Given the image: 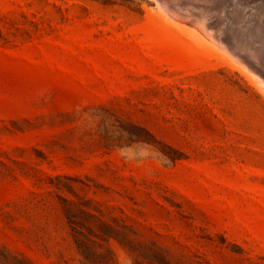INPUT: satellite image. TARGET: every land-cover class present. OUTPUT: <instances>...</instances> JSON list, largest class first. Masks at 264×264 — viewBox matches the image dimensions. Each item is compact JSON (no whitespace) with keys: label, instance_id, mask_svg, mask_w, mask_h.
I'll use <instances>...</instances> for the list:
<instances>
[{"label":"rangeland","instance_id":"obj_1","mask_svg":"<svg viewBox=\"0 0 264 264\" xmlns=\"http://www.w3.org/2000/svg\"><path fill=\"white\" fill-rule=\"evenodd\" d=\"M0 264H264V86L155 0H0Z\"/></svg>","mask_w":264,"mask_h":264},{"label":"bare ground","instance_id":"obj_2","mask_svg":"<svg viewBox=\"0 0 264 264\" xmlns=\"http://www.w3.org/2000/svg\"><path fill=\"white\" fill-rule=\"evenodd\" d=\"M156 1V4H157V6L162 10V11H164V12H166V14L172 19V20H176V21H180V22H184V23H186L188 26H192L196 31H198L201 35H202V37L206 40V41H209L210 43H213L214 44V46H216L219 50H221V51H223V52H225L227 55H229V56H231L238 64H240L245 70H247L250 74H252V76L253 77H255V78H257L259 81H260V83L264 86V71L259 67V66H262L263 68H264V58H262V57H264V50H262L263 51V54H262V52L261 51H259V53H260V55H259V53H257L256 51H253V48L254 47H252V46H254V44L252 45V43L250 42H245V43H249L248 45H252V46H249V48L247 47V46H244V45H239L238 43H239V41H237V39L238 38H236V41L235 40H231L232 42L230 43V42H228L227 43V41L225 42V40L223 39V37H222V35L219 33L220 31H222V27H219V25H218V29H212V28H210L209 27V25L207 26V25H205V23L203 22L205 19H207V15L205 16L206 18H203L204 20L203 21H199V19H198V21H195V19L194 18H192V17H189V15L183 10V8H181L180 6H178L177 4H174L173 2H171L170 0H155ZM192 1V0H191ZM194 1V0H193ZM204 1V0H203ZM208 1V0H207ZM214 1H216V0H214ZM228 1V0H227ZM226 1V2H227ZM230 1V0H229ZM231 1H233V2H235L234 0H231ZM230 1V2H231ZM261 1V0H260ZM175 2V1H174ZM186 2V1H185ZM190 2V1H189ZM194 2H197V1H194ZM201 2H202V0H201ZM211 2V1H210ZM253 2V1H252ZM262 2V1H261ZM188 3V2H187ZM197 3H199V2H197ZM203 3V2H202ZM205 3V2H204ZM203 3V4H204ZM209 4V1L208 2H206V4ZM218 3V2H217ZM216 3V4H217ZM236 3V5L238 6V3L237 2H235ZM243 3V2H242ZM194 4H196V3H194ZM200 4V3H199ZM211 4V3H210ZM212 4H213V2H212ZM215 4V5H216ZM232 4V3H231ZM240 4V3H239ZM247 4H248V2H247ZM262 4H263V2H262ZM261 4V5H262ZM182 5V4H181ZM198 5V4H197ZM196 5V6H197ZM232 5H234V4H232ZM195 6V5H194ZM201 6V5H200ZM204 6V5H203ZM223 6V5H222ZM237 6H234V7H237ZM255 6V5H254ZM263 6H264V4H263ZM233 7V8H234ZM251 7H252V5H251ZM261 7V6H260ZM198 8V7H197ZM203 8V7H202ZM202 8H200V9H202ZM206 8V7H205ZM238 8H239V6H238ZM237 8V9H238ZM242 8V7H241ZM241 8H240V11H239V13H242V10L244 9V8H242V10H241ZM254 7H252V9H250V11L251 10H254L253 9ZM187 9V8H186ZM195 9V8H194ZM199 9V8H198ZM197 9V10H198ZM227 9V8H226ZM196 10V11H197ZM203 10L204 9H202V10H200V11H202L203 12ZM205 10H207V9H205ZM212 10V9H211ZM214 10H216L215 8L212 10V12L214 11ZM218 10V9H217ZM187 11H188V9H187ZM208 11V10H207ZM210 11V10H209ZM208 11V12H209ZM224 11H226L225 9H224ZM238 11V10H237ZM256 11V10H255ZM259 11V10H258ZM261 11H263V9H262V7H261V10H260V12ZM202 12H200V13H202ZM233 12H234V9H233ZM233 12H231V14H233ZM214 13H215V11H214ZM214 13H209V15L210 14H213L214 15ZM228 13H230V12H228ZM251 13V12H250ZM254 13H256V12H254ZM259 12H257V14H258ZM206 14V13H205ZM249 14V13H248ZM201 15V14H200ZM219 15V14H218ZM229 15V14H228ZM235 15H236V13H235ZM238 15V14H237ZM252 15H254V14H252ZM262 15V14H261ZM261 15L258 17V18H260V20H261ZM199 16V15H198ZM234 16V15H233ZM233 16H230V17H228V18H233ZM244 16V15H243ZM249 16H251V14L249 15ZM255 17H256V14L254 15ZM199 17H201V16H199ZM211 16H209L208 17V19L210 18ZM220 17V16H219ZM226 17H227V15H226ZM225 17V18H226ZM254 17V18H255ZM198 18V17H197ZM213 18H214V16H213ZM218 18V17H217ZM223 18H224V16H223ZM222 18V19H223ZM224 18V19H225ZM252 18V17H251ZM254 18H253V20H254ZM257 18V19H258ZM264 18V17H263ZM201 19V18H200ZM216 19V18H215ZM221 19V17H220V20H222ZM223 19V20H224ZM234 19H235V17H234ZM237 19V18H236ZM238 19H241L240 17L238 18ZM244 19V18H243ZM246 19V18H245ZM212 20V17H211V19H210V21ZM219 20V21H220ZM226 20V19H225ZM225 20L223 21V23L225 22ZM259 20V19H258ZM259 20V21H260ZM263 20V19H262ZM213 21V20H212ZM217 21V20H216ZM237 21H239V20H237ZM250 21V20H249ZM208 22V21H207ZM229 22H230V20H229ZM234 22V21H233ZM236 22V21H235ZM248 22V21H247ZM258 22V21H257ZM263 22V21H262ZM226 23V24H225ZM224 24H225V26L228 24V26H229V23H227V21L225 22ZM212 24H213V22H212ZM216 24V23H215ZM232 24L233 23H231V27H233L232 26ZM237 24H239L238 22H237ZM244 24V23H243ZM248 24V23H247ZM262 25V23H259V25ZM220 26H221V24H220ZM246 26V25H245ZM240 27V26H239ZM229 28V27H228ZM234 29V28H233ZM237 29H238V26H237ZM237 29H236V31H237ZM246 29V28H245ZM230 30H231V28H230ZM240 31V30H239ZM232 32V31H231ZM234 32V31H233ZM237 33H240V32H238L237 31ZM230 34V33H229ZM227 36V35H226ZM230 36V35H229ZM232 36H233V34H232ZM234 36H236V34L234 33ZM250 37V36H249ZM255 37V36H254ZM227 38H228V36H227ZM230 38V37H229ZM235 38V37H234ZM240 38V37H239ZM244 38V37H243ZM259 38V37H258ZM233 39V38H232ZM242 39V38H241ZM252 39V38H251ZM240 40V39H239ZM248 40V39H247ZM253 43H255V45H256V42H253ZM258 43V42H257ZM262 43H264L263 41H262ZM240 44H242V43H240ZM259 44H261V43H259ZM262 46V45H261ZM261 46H259L260 48H262ZM250 47H252V48H250ZM255 48H257V46H255ZM252 49V50H251ZM259 49V48H258ZM260 50V49H259ZM262 54V55H261ZM262 56V57H261ZM257 65H259V66H257Z\"/></svg>","mask_w":264,"mask_h":264}]
</instances>
